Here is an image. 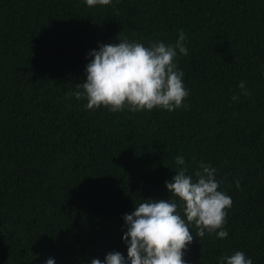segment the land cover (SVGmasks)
I'll return each mask as SVG.
<instances>
[{
	"label": "trees",
	"instance_id": "16d2710c",
	"mask_svg": "<svg viewBox=\"0 0 264 264\" xmlns=\"http://www.w3.org/2000/svg\"><path fill=\"white\" fill-rule=\"evenodd\" d=\"M179 29L180 108L112 112L66 96L98 42L174 44ZM177 155L189 172L213 166L232 201L227 237L199 238L193 223L183 259L242 251L264 264V0H0V264L126 256L123 214L170 197Z\"/></svg>",
	"mask_w": 264,
	"mask_h": 264
},
{
	"label": "clouds",
	"instance_id": "9594fccd",
	"mask_svg": "<svg viewBox=\"0 0 264 264\" xmlns=\"http://www.w3.org/2000/svg\"><path fill=\"white\" fill-rule=\"evenodd\" d=\"M89 7L110 4L111 0H84ZM185 33L178 30L174 44L162 41L149 42L147 46L127 37L116 43H100L88 51L91 57L85 65V79L77 83L76 91L66 96L86 99L87 109L105 106L109 111L123 109L137 112L154 107L173 111L180 108L188 96L183 83V71L177 66V55H187ZM241 94L248 95L241 81ZM236 95L232 100H236ZM176 174L165 182L170 197L147 198L122 216L124 231L121 239L126 244V256L110 251L101 260L93 258L88 264H187L183 259L187 246L193 240L189 229L197 226L195 235L215 233L217 238L228 235L225 224L226 209L231 198L218 190L216 169L208 163L189 172L184 157L177 155ZM239 187V181H236ZM174 198H178L174 199ZM44 264H55L49 257ZM217 264H253L242 251L222 255Z\"/></svg>",
	"mask_w": 264,
	"mask_h": 264
}]
</instances>
